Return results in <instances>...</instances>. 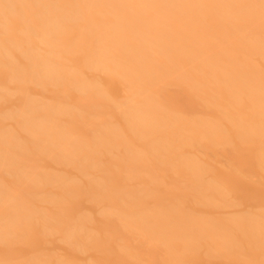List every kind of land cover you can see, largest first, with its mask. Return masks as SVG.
<instances>
[{
	"label": "bare ground",
	"instance_id": "6f19581e",
	"mask_svg": "<svg viewBox=\"0 0 264 264\" xmlns=\"http://www.w3.org/2000/svg\"><path fill=\"white\" fill-rule=\"evenodd\" d=\"M0 264H264V0H0Z\"/></svg>",
	"mask_w": 264,
	"mask_h": 264
}]
</instances>
